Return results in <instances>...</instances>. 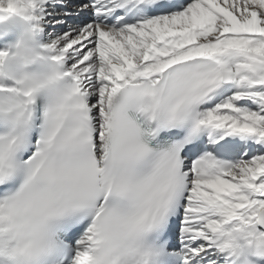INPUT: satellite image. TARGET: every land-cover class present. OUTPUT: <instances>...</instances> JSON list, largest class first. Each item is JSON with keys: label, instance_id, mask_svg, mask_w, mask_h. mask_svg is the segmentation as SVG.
<instances>
[{"label": "snow or ice", "instance_id": "6c2138e0", "mask_svg": "<svg viewBox=\"0 0 264 264\" xmlns=\"http://www.w3.org/2000/svg\"><path fill=\"white\" fill-rule=\"evenodd\" d=\"M0 264H264V0H0Z\"/></svg>", "mask_w": 264, "mask_h": 264}, {"label": "bare ground", "instance_id": "6f19581e", "mask_svg": "<svg viewBox=\"0 0 264 264\" xmlns=\"http://www.w3.org/2000/svg\"><path fill=\"white\" fill-rule=\"evenodd\" d=\"M10 20V19H9ZM9 20H7L3 25H0V26H4Z\"/></svg>", "mask_w": 264, "mask_h": 264}]
</instances>
